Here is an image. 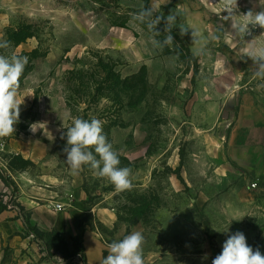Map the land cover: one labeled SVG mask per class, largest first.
Wrapping results in <instances>:
<instances>
[{
    "label": "rangeland",
    "instance_id": "1",
    "mask_svg": "<svg viewBox=\"0 0 264 264\" xmlns=\"http://www.w3.org/2000/svg\"><path fill=\"white\" fill-rule=\"evenodd\" d=\"M212 2L218 0L161 5L164 17L177 8L186 10L178 24L202 34L197 45L191 29L185 34L192 54L204 49L194 56L198 75L192 85V70L154 47L143 27L130 21L125 28L113 26L130 18L127 11L139 10L142 0H0V40L11 42L5 54L28 57L20 81L18 98L25 97L19 122L12 136L0 138V177L9 181L5 187L0 180V203L7 208L0 214V264H98L90 243L69 260L48 251L30 220L33 209L48 211L53 204L64 211L45 213L48 225L75 216L79 193L85 196L78 204L84 210L79 220L98 239L102 260L109 243L133 231L144 236L145 264H212L237 231L264 255V151L230 146L243 95L255 98L258 121H264V88L257 86L252 62L240 59L245 49L226 34L230 23L219 19L220 5ZM238 3L241 13L253 7L249 0ZM164 28L162 21L157 30ZM252 32L246 40L264 30ZM257 44L264 46V35ZM98 58L110 59L121 79L145 68L143 95L135 86L121 94V103L102 100L76 112L104 118L103 131L119 154L120 167L132 170L130 191L117 193L88 166L72 175L65 163L66 137L60 136L72 117L63 80L67 72ZM34 123L40 128L33 134ZM17 156L30 165L11 169ZM103 213L113 223L106 224ZM58 232L70 245L69 233Z\"/></svg>",
    "mask_w": 264,
    "mask_h": 264
},
{
    "label": "clouds",
    "instance_id": "2",
    "mask_svg": "<svg viewBox=\"0 0 264 264\" xmlns=\"http://www.w3.org/2000/svg\"><path fill=\"white\" fill-rule=\"evenodd\" d=\"M168 0H152L149 7L142 6L138 11L131 14L130 23L146 26L152 33L151 43L154 47L163 50L169 48L176 51L172 30L179 28L181 36H184L191 29L192 43L200 44L203 39L200 31L191 25L179 23L182 17L187 15L186 10L177 8L166 17L161 12V5ZM213 3V2H212ZM253 5L246 13L240 12L238 0H218L220 10L217 14L223 23H230V35L232 40L241 48L245 49L240 59L245 62H252V74L258 82L259 88H264V46L257 44L258 37L246 40L245 37H252L253 29L264 30V0H249ZM259 7V11L256 8ZM159 13V14H157ZM221 13H226L221 15ZM164 22V38L156 39L161 33L157 26ZM219 37L213 35L211 39ZM11 47V42L0 40V138L10 137L15 132V127L19 122L21 104L23 99H19L20 81L28 64V57L15 53L5 54ZM203 48H195L194 56L203 53ZM39 124L30 125V131L34 134ZM66 132H61V139L66 137V146L63 152L66 154L65 163L72 175H78L88 166L96 178L106 179L114 186L117 193L130 191L133 188L131 179L132 170L129 167H120L118 152L108 141L104 134L102 122L97 118L83 119L75 117L71 126L64 127ZM144 236L140 231H133L125 235L119 241H112L107 245L108 255L101 264H145L143 254ZM207 259V254L203 257ZM212 264H264V255L259 249L253 250L246 242V237L242 232L229 236L222 246V252L217 255Z\"/></svg>",
    "mask_w": 264,
    "mask_h": 264
},
{
    "label": "trees",
    "instance_id": "3",
    "mask_svg": "<svg viewBox=\"0 0 264 264\" xmlns=\"http://www.w3.org/2000/svg\"><path fill=\"white\" fill-rule=\"evenodd\" d=\"M143 6L149 7L150 0H142ZM138 10H129L127 13L130 15L133 12ZM130 18H127L125 22H114L113 26L118 28H125L127 21H130ZM143 29L149 32L144 25H140ZM161 35L156 36V39H163L164 32L158 30ZM150 33V32H149ZM152 35V33H150ZM172 35L176 39L175 48L176 51L173 52L169 48H164L163 53L166 55H175L178 61L186 65L187 72L192 70L193 77L191 84L194 85L195 79L198 75V62L194 55L191 53L188 47V40L184 36L180 35L179 29L172 30ZM107 61V62H105ZM115 64L111 63L110 59L103 60L98 58L94 63L89 64V66L83 67L79 70H72L67 72L63 80L64 89V102L68 108L72 119L75 117H81L83 119L90 120L92 117L88 115H77L76 112L81 110L83 106L90 108L92 104L98 105L102 100L115 101L116 103H121V94H126L129 91H132L135 86H138L142 95L146 90V73L145 68L141 70L139 75H134L121 79L114 71ZM86 111V110H85ZM97 119L104 120V118L95 117ZM104 127V130L106 127ZM30 165L29 162L23 160L20 156L13 158L9 167L13 170H24ZM177 175L178 171H177ZM0 180L8 187L9 181L3 177H0ZM4 211H7L5 205L0 203V214ZM133 222V224H135ZM87 223L85 220H79L77 224V233L75 236L70 238L71 244L69 245L65 238L64 233H59L58 231L52 230L50 232H43L35 228L34 233L36 237L44 241L45 247L48 251H54L58 253L64 260H69L76 255L83 253L84 249V235ZM106 257V253L103 254V259Z\"/></svg>",
    "mask_w": 264,
    "mask_h": 264
},
{
    "label": "crops",
    "instance_id": "4",
    "mask_svg": "<svg viewBox=\"0 0 264 264\" xmlns=\"http://www.w3.org/2000/svg\"><path fill=\"white\" fill-rule=\"evenodd\" d=\"M256 100L250 94H245L240 99L239 112L237 119L233 125L231 136H230V146L234 150H259L264 151V121H258L259 111L255 107ZM14 149V148H13ZM0 186L3 184L0 181ZM85 201V196L81 193L77 194V207H76V217L68 216L69 218H64L62 222L57 223L56 225H48L45 220V213L48 214H60L62 212H56L54 210V204L48 206V211H41L33 209L31 211V223L37 229L43 232H50L52 230L60 231L65 230L69 233L70 237L75 236L77 232L78 220L81 219V215L84 214L82 205H78ZM47 209V208H46ZM53 212V213H52ZM102 218L106 220V224L113 223L111 215L102 214ZM90 243V250L93 251L95 259L98 260V264L102 262V252L103 249L100 247V243L94 235L89 232H85L84 235V246L87 247ZM88 253V251H87ZM89 257V255H88Z\"/></svg>",
    "mask_w": 264,
    "mask_h": 264
},
{
    "label": "built area",
    "instance_id": "5",
    "mask_svg": "<svg viewBox=\"0 0 264 264\" xmlns=\"http://www.w3.org/2000/svg\"><path fill=\"white\" fill-rule=\"evenodd\" d=\"M53 206H54V210L56 212H63L64 211V207L61 204H54ZM67 206L70 207L69 204Z\"/></svg>",
    "mask_w": 264,
    "mask_h": 264
}]
</instances>
